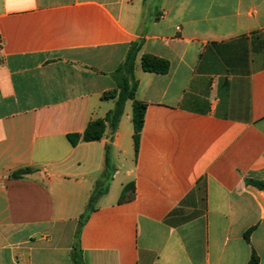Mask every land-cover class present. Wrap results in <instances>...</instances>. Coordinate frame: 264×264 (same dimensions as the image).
<instances>
[{
	"label": "crops",
	"instance_id": "0c3cea01",
	"mask_svg": "<svg viewBox=\"0 0 264 264\" xmlns=\"http://www.w3.org/2000/svg\"><path fill=\"white\" fill-rule=\"evenodd\" d=\"M136 43L137 152L131 100L80 141ZM249 181L264 183V0H0V264H74V248L79 264H264Z\"/></svg>",
	"mask_w": 264,
	"mask_h": 264
},
{
	"label": "trees",
	"instance_id": "16d2710c",
	"mask_svg": "<svg viewBox=\"0 0 264 264\" xmlns=\"http://www.w3.org/2000/svg\"><path fill=\"white\" fill-rule=\"evenodd\" d=\"M139 44H134L130 50V53L126 57L125 63L120 69L118 73L121 71H125L126 77L123 81H120L118 84V88L109 92H106L102 95L103 100L117 99L115 108L108 112L104 119H98L95 121H91L86 126L84 132L81 135L80 141L82 142H95L100 141L105 135L106 128L109 127L111 133H114L117 127V124L120 120V117L123 113L124 103L127 100L132 101V125H133V140H134V149L137 152L138 149V140L139 134L143 127L144 122V112L146 109V105L135 100V83L131 78L132 67L134 63V58L136 52L138 51ZM140 66L144 72L154 73V74H166L169 70V62L162 58H158L149 54H145L141 56ZM132 83V86L129 85ZM31 172L30 169H21L12 174V178H21L24 175H27ZM251 185L264 189V183L249 181ZM98 195L94 191L91 195L86 213L82 215L80 219L79 226L83 224L86 220L87 214L93 210V205L96 202ZM250 231L245 234V238L248 239ZM72 261L74 264H79V261L76 256V249L74 248L72 252ZM248 264H259L258 257L253 253L250 257Z\"/></svg>",
	"mask_w": 264,
	"mask_h": 264
},
{
	"label": "rangeland",
	"instance_id": "374dc122",
	"mask_svg": "<svg viewBox=\"0 0 264 264\" xmlns=\"http://www.w3.org/2000/svg\"><path fill=\"white\" fill-rule=\"evenodd\" d=\"M130 86H132V83H129Z\"/></svg>",
	"mask_w": 264,
	"mask_h": 264
}]
</instances>
